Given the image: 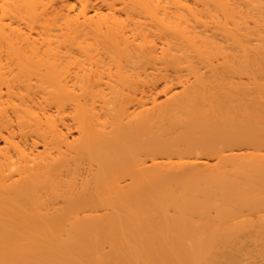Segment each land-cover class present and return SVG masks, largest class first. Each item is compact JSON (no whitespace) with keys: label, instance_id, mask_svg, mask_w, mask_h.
<instances>
[{"label":"bare ground","instance_id":"6f19581e","mask_svg":"<svg viewBox=\"0 0 264 264\" xmlns=\"http://www.w3.org/2000/svg\"><path fill=\"white\" fill-rule=\"evenodd\" d=\"M0 264H264V0H0Z\"/></svg>","mask_w":264,"mask_h":264},{"label":"rangeland","instance_id":"374dc122","mask_svg":"<svg viewBox=\"0 0 264 264\" xmlns=\"http://www.w3.org/2000/svg\"><path fill=\"white\" fill-rule=\"evenodd\" d=\"M160 85H162V84H160ZM160 87H161V86H159V89H158L159 91L162 90L163 85H162L161 88H160ZM160 92H161V93H160V98L163 99V98H164V94H163L164 92H163V93H162V91H160ZM161 95H162V97H161Z\"/></svg>","mask_w":264,"mask_h":264}]
</instances>
